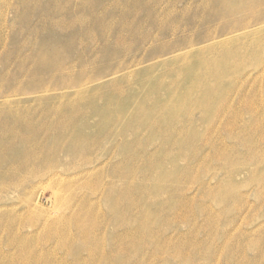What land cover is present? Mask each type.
Instances as JSON below:
<instances>
[{"label": "rangeland", "instance_id": "374dc122", "mask_svg": "<svg viewBox=\"0 0 264 264\" xmlns=\"http://www.w3.org/2000/svg\"><path fill=\"white\" fill-rule=\"evenodd\" d=\"M241 1L0 0V264H264V0Z\"/></svg>", "mask_w": 264, "mask_h": 264}, {"label": "bare ground", "instance_id": "6f19581e", "mask_svg": "<svg viewBox=\"0 0 264 264\" xmlns=\"http://www.w3.org/2000/svg\"><path fill=\"white\" fill-rule=\"evenodd\" d=\"M249 2H250L249 0H242L239 5H235V6H233L231 3L227 2V3H225V9L227 10L228 14L240 12V11H243L248 6ZM28 168L33 170L31 172H33L32 174L34 176H37V171H39V169L37 170V168H33L32 166H30V167L28 166ZM7 184L8 183H6L4 180H2L0 178V188H4L5 186H7ZM93 211H95V210L91 206H89V204L86 202V200H83L82 203H80L79 207H77L75 210H73L71 212V216H70L69 220L73 225H76L77 224V214L87 213V214H90L91 216H93V215H95V213H93ZM83 227L84 226H81L79 228L80 233H81V229ZM83 242H85L84 244H87L89 242V238L84 239ZM63 247H64V245H61V248H63ZM34 260L35 261L39 260V258H35ZM37 262H36V264H38Z\"/></svg>", "mask_w": 264, "mask_h": 264}]
</instances>
